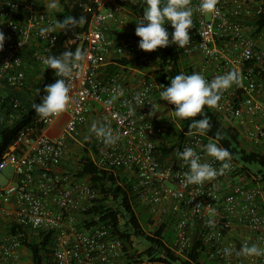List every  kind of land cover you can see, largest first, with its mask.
Returning <instances> with one entry per match:
<instances>
[{
  "label": "built area",
  "instance_id": "obj_1",
  "mask_svg": "<svg viewBox=\"0 0 264 264\" xmlns=\"http://www.w3.org/2000/svg\"><path fill=\"white\" fill-rule=\"evenodd\" d=\"M199 2L192 0L193 7ZM217 8L219 16L194 12L190 44L183 49L170 46L183 53L188 75L201 73L210 81L232 70L240 73L243 86L226 91L219 102L222 107L214 110L239 130L246 147L264 154V0H219ZM85 10L92 12L89 25L70 43L85 51L87 58L74 70L68 110L48 122L37 115L20 129L0 159V174L13 168L10 182L0 184V264H24L25 233L48 240L54 264L123 263V241L90 213L98 191L89 177L74 172L79 158L76 167L66 162L72 148L81 147L89 150L99 168L123 170L133 181L136 202L154 220L174 221L172 248L180 256L189 255L198 236L208 259L218 264H264V256L235 255L244 244L264 248V182L256 178L253 186L244 184L238 175L241 164L233 158L231 169L216 180L182 186L188 168L177 152L192 147L202 161H210L203 152L207 136L186 134L171 154L159 151L160 144L170 143L162 141L169 122L160 117L155 94L157 63L152 53L139 48L128 0H89ZM56 21L40 0H0V31L6 37L0 51V85L12 90L27 87L21 51L31 40L40 41L42 49L35 51L34 59L43 64L58 30L45 36L40 30ZM165 27L171 41L174 29L170 24ZM121 59L128 64H120ZM57 79L55 75L54 83ZM117 86L124 95L109 104ZM145 89V104L138 107L133 97ZM128 101L137 108L133 116L127 115ZM151 104L156 108L149 116ZM12 105L9 118L15 121L22 116V103L13 100ZM64 115L62 132L50 137L49 129ZM90 122L110 124L119 141L105 147L90 132ZM14 226L22 231L12 233ZM228 247L234 250L232 256L224 253Z\"/></svg>",
  "mask_w": 264,
  "mask_h": 264
},
{
  "label": "trees",
  "instance_id": "obj_2",
  "mask_svg": "<svg viewBox=\"0 0 264 264\" xmlns=\"http://www.w3.org/2000/svg\"><path fill=\"white\" fill-rule=\"evenodd\" d=\"M40 2L46 8L45 2L41 0ZM59 2L62 9L52 15L57 21L63 20L66 16L77 18L83 16L86 18V23L67 32L58 30L57 41L51 51L47 53L48 56H59L67 49L75 51L77 46L71 44L70 41L88 27L92 16V12L85 10V5L89 3V0H59ZM128 3L136 18L135 24H133L134 35L136 36L137 23L142 18L146 4L144 0H128ZM32 53L34 57L35 51ZM151 53L157 55L155 81L158 86L155 94L159 102H164L159 95L164 90L162 86H170V80L175 75L181 73L188 75L189 69H187V64L184 61L183 53L176 47L169 45L167 48L157 49ZM22 56L26 62L25 54L23 53ZM119 62L120 64H128V60L121 59ZM118 68L117 65L113 69L116 71ZM54 79L55 72L46 69L45 78L38 88L39 92H35L33 99L30 92H33L31 87L34 83L29 81L28 77L27 87L24 90L14 89L9 92V95H0V159L15 140L20 129L37 116L32 105L41 102L42 97L45 95L44 88L47 85L54 84ZM13 100H19L22 103L20 110L22 116L15 121H11L9 118V115L14 111ZM167 111L173 112L174 106L168 105ZM204 112L211 123V130L205 134L207 139L212 138L215 140L216 134L219 132L222 137L219 141L220 145L232 153L236 162L243 165L239 168V172H247L248 175L252 172L248 165L257 164L260 168L255 174L264 182L263 152L244 147L239 130L235 126L226 123L214 109L206 107ZM203 118V116H198L195 119ZM176 121L181 128L177 140L170 142V146L162 143L158 148L165 155L171 154L179 146L180 142L186 137L190 123H192L190 120H180L178 118H176ZM13 124H15V128L11 127ZM79 152L78 167L74 172L79 177H89L91 184L98 191L99 196L90 209V213L99 216L100 221L110 227L112 234L123 241L124 258L122 264H218L208 259L204 253V243L198 236L195 237L192 251L187 257L177 254L172 248L174 238L171 237L168 228L174 222L172 219L160 225L152 235L148 234L135 209L136 197L132 188L133 181L121 169L111 171L99 168L86 147H81ZM250 178L251 176L248 175V179ZM256 183L257 181L253 180L250 181L249 185L253 186ZM149 223L153 224V221H149ZM11 231L16 234L22 229L14 226ZM136 239H145L149 242V246L143 251L140 250L135 246ZM21 241L22 246L30 251L34 264H47L48 259L52 258L53 249L48 240L30 237L28 233H25Z\"/></svg>",
  "mask_w": 264,
  "mask_h": 264
},
{
  "label": "clouds",
  "instance_id": "obj_3",
  "mask_svg": "<svg viewBox=\"0 0 264 264\" xmlns=\"http://www.w3.org/2000/svg\"><path fill=\"white\" fill-rule=\"evenodd\" d=\"M144 2L146 7L143 10L140 22L137 23L135 34L140 38L139 48L146 53L167 48L170 44L177 45L181 49L188 46L191 42L189 31L194 27L192 19L194 12L203 15H220L217 8L219 0H200L199 5L195 8L192 5V0H144ZM50 7L55 8L57 5L52 3ZM84 23H86V18L83 16L79 18L66 16L50 27L41 28L40 35L45 36L55 30L67 32ZM167 24H170L174 29L171 41L165 27ZM5 39L4 33L0 31V51H3ZM86 58L87 53L80 47H77L75 51L67 49L59 56L50 55L43 58V64L47 66V69L53 70L58 79L54 84L47 85L44 88L45 95L42 97L41 102L32 105L41 120L48 122L59 118L68 110L72 99L71 81L75 74L74 70L80 68ZM234 85L236 87L243 86V78L235 70L217 75L210 81L201 73H192L191 75L181 73L171 78L170 86H162L164 90L159 95L161 100L174 106L173 115L176 118L192 121L188 127L187 135L199 134L203 136L211 130L210 119L207 118L204 112L205 108L219 110L222 107L219 102L223 94ZM37 91L39 92L38 89ZM147 91L148 89H145L144 92L135 94L133 100L136 106L142 107L145 104L143 97ZM123 95L124 90L119 86L115 87L113 98L108 103L111 104L113 100ZM127 104L129 108L127 115H135L137 108L132 106V101H128ZM155 108L156 105H152V112L149 113V116H152ZM198 116L204 118L196 120L195 118ZM90 132L105 147L115 145L120 139L119 133L114 132L111 125L107 123L93 122ZM221 139L222 137L218 132L215 140L209 138V142L203 147L205 157L210 158L211 162L208 159L202 161L201 155L192 147H185L183 151L177 152L183 166L188 168V171L182 174V186H203L205 182L214 181L231 169L233 156L226 148L219 145ZM213 162H218L220 167H214ZM178 175L180 174L178 173ZM209 224L214 226L212 221H209ZM224 253L226 256H232L234 250L228 247L224 249ZM235 255L248 258L262 257L264 256V248L257 244L251 246L244 244L239 251H235Z\"/></svg>",
  "mask_w": 264,
  "mask_h": 264
},
{
  "label": "rangeland",
  "instance_id": "obj_4",
  "mask_svg": "<svg viewBox=\"0 0 264 264\" xmlns=\"http://www.w3.org/2000/svg\"><path fill=\"white\" fill-rule=\"evenodd\" d=\"M52 3H55L57 5V7H55V8L50 7V4H52ZM45 5H46V9H48V11L52 15L56 11L62 9V6L60 5L59 0H46L45 1ZM131 16H132L131 23L133 25V24H135V21H136L134 12H132ZM153 57H154V59L156 60V63H157V55H155L153 53ZM46 69H47V66L42 64V74L41 75L37 74L36 75L37 79L33 81L34 84L31 87L33 92L32 93L30 92V94H32L31 95L32 99L35 97V92L37 91V89L39 88L40 84L43 82V80L45 78ZM7 89H9V88L2 87L0 89V95L6 96V95H9V92L13 91L12 89H9V91H7ZM25 91H27V90H25ZM158 100H157V102H158V105H159V108H160V117H163L164 119H166L169 122V126H168V129H167V132H166L165 136L163 137L162 141L170 143V142H173V141L177 140L178 135H179V133L181 131V128L179 127V124L176 121V118L173 115V112H168L167 111L168 104L165 101L164 102H159ZM65 119L66 118L63 117L56 123V125L53 127V129L49 133L50 137L55 138L62 132L63 128L66 125ZM92 124L93 123L90 122L89 126L91 127ZM11 127L15 128V124H13ZM242 144L244 145V147L247 146L244 142ZM78 154H79V150L76 149V148H72V150H71V152L68 155V158L66 160L67 164H71V166L76 167V162H77V160L79 158ZM248 166H249V168L252 171V172H250V174H248V175L251 176L250 179H248L247 172H242V173L239 172L238 173L240 178L244 179L243 183L247 184V185L250 184V181H253L256 178L257 179L259 178V177H257V175L255 173L260 168L259 165H257V164L248 165ZM241 167H243L242 164H241ZM12 176H13V168L9 167L2 174H0V184H3V185L4 184H8L10 182V180L12 179ZM135 209H136V212L139 215V217H140V219L142 221V224L145 227V229H146L148 234L152 235L158 229V227L160 225H162L163 223L169 221L167 219V217L166 218L163 217L161 220H158V221L154 220L152 218V216L150 215V213L148 212V210L144 206H142L141 204H139L137 202L135 204ZM149 221H153V224H150ZM168 228H169L171 237H174V233L175 232L173 230V224L170 225ZM135 246L143 251L144 249H146L149 246V242H147L145 239H136ZM24 253L26 255H23V256H26V258H27L26 261L24 260V264H34L33 260H32L31 253H30V251L27 248H24ZM47 264H54V262H53L51 257L48 259Z\"/></svg>",
  "mask_w": 264,
  "mask_h": 264
},
{
  "label": "crops",
  "instance_id": "obj_5",
  "mask_svg": "<svg viewBox=\"0 0 264 264\" xmlns=\"http://www.w3.org/2000/svg\"><path fill=\"white\" fill-rule=\"evenodd\" d=\"M43 2H45L46 0H41ZM41 48V43L40 41L38 40H31L26 46L25 48L21 51L22 54L24 53L25 54V60H26V72H27V77H28V80L33 82L34 80H36V75L38 74H42V64L37 62L34 57H33V53L34 51H37ZM2 87H6V86H3V85H0V89ZM8 88V87H7ZM7 91H9V89H7ZM65 118H67L65 115L63 116ZM66 121V119H65ZM58 122V121H57ZM56 122V123H57ZM55 123V125H56ZM53 125L50 129H49V132L53 129V127L55 126ZM236 239H238L239 237V233L238 232H235L234 235H233ZM23 255H26L25 253ZM26 256H23V262L24 260L26 261Z\"/></svg>",
  "mask_w": 264,
  "mask_h": 264
}]
</instances>
